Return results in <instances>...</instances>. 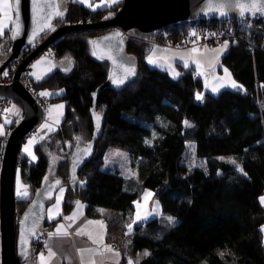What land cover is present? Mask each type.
<instances>
[{"label": "trees", "instance_id": "trees-1", "mask_svg": "<svg viewBox=\"0 0 264 264\" xmlns=\"http://www.w3.org/2000/svg\"><path fill=\"white\" fill-rule=\"evenodd\" d=\"M122 4L94 10L71 1L55 21L57 28H79L51 46L48 56L59 69L37 88L66 89L67 94L51 98L66 100V113L58 129L36 147L37 162L20 153L18 165L33 194L16 198V213L21 215L49 181L45 177L54 156L58 157L56 179L70 178L73 158L65 154V144L70 142L76 150L92 140L95 104L103 133L93 157L77 174L78 184L66 187L65 213L82 201L89 217H103L111 229L124 223L125 229L134 217L135 203L149 189L155 192L162 213L133 228L132 253H149L133 264H264L260 200L264 195V21L251 24L249 19L221 58V69L227 68L242 89L213 94L205 91L204 81L193 68L172 79L167 71L148 64L153 40L163 36L177 40L195 22L170 25L160 35L134 30L127 37V52L136 61L138 74L122 87L108 82L110 65L92 54L90 43L113 29L89 27L112 19ZM11 46L9 29L0 36L1 62L10 56ZM33 48L23 54L28 58ZM65 56L73 59L70 70L60 65ZM69 92L76 93V103ZM198 93L202 100L196 99ZM9 127L12 130L15 125ZM110 148L129 153L139 178L103 170ZM189 148L197 164L188 163ZM38 251L33 242L25 263L37 264Z\"/></svg>", "mask_w": 264, "mask_h": 264}, {"label": "water", "instance_id": "water-1", "mask_svg": "<svg viewBox=\"0 0 264 264\" xmlns=\"http://www.w3.org/2000/svg\"><path fill=\"white\" fill-rule=\"evenodd\" d=\"M63 0H36V4L42 9L37 15L33 11V0H19L20 13V34L12 39L10 56L0 63V74L14 61L19 59L24 50L35 47L33 53L17 71L16 78L20 77L21 72L32 62L30 76L37 84H43L50 79L59 69V64L50 56H41L56 41L65 34L76 30L79 26L67 25L57 28L55 21L60 17L55 13L62 11ZM236 3H257L261 0H123V4L110 19L98 24H93L90 29H102L103 27L112 28L109 32L94 41H98V46L93 45V50L97 52V57L105 60L110 65L109 77L115 73L117 77L125 75V69L134 67V75L125 79L124 86L138 74L136 61L128 55L127 37L134 30L143 35H156L170 25L185 24L196 21L206 20H229V19H264V13L249 11L246 7L245 14H240L238 7L229 8L230 4ZM223 4L222 11L226 14L221 15L220 10L215 6ZM210 5L213 7L210 10ZM15 18V0H13ZM51 17L49 20L48 17ZM48 23L51 27L40 28ZM37 35L32 39L33 31ZM120 33V36H115ZM105 37H113L105 40ZM12 38V31H11ZM41 38H45L40 44L35 45ZM31 40V42H30ZM109 56L112 59H109ZM115 59L116 63H113ZM39 62V63H38ZM35 65V67H34ZM35 73L36 75H33ZM41 79H36V76ZM108 82L117 86L108 78ZM0 96L7 97L17 103L23 110L21 122L10 132L7 139L6 149L0 166V264H28L25 263L31 252V246L36 238L45 232L48 221V207L52 205L58 191L72 184H78V172L84 167L86 162L95 153V144L103 133V120L99 121L97 131V121L95 119L96 106L94 104L92 119L94 121V134L92 140L85 146L78 147L73 155L71 175L67 181L61 178L53 181H46L37 192L31 204L18 218L16 215V175L18 168L19 155L22 149L23 140L28 133L44 119L45 111L20 81L11 85H0ZM91 149L85 155L84 149ZM56 181H60L56 184ZM25 216L27 219L25 220ZM21 221H24L21 223ZM34 233V234H33Z\"/></svg>", "mask_w": 264, "mask_h": 264}, {"label": "rangeland", "instance_id": "rangeland-1", "mask_svg": "<svg viewBox=\"0 0 264 264\" xmlns=\"http://www.w3.org/2000/svg\"><path fill=\"white\" fill-rule=\"evenodd\" d=\"M64 2H65V0L62 2V5H65ZM66 10H67L66 7L63 6V8H62L63 15L65 14ZM62 16H60V17H62ZM132 32L129 33L128 36H132ZM158 40H160V38ZM225 42H227V45L229 47L231 44V41L225 40L224 42L217 44V45L205 46V47L200 48V49L196 48L198 50L196 52H192L193 48L179 47V46H177V44H173V42H168L166 45H155L152 48L151 53L148 55V57L152 56L153 59L158 61L157 64H153V65H159L160 67H168V66H166V63H167L169 65V67H168L169 75L172 77V79H177L180 77V74L183 71L190 68V67L183 66V64H181V63H177L178 61H180L178 59H183V60L188 61V62L191 59H194L196 64L199 63L201 65L205 64V62L207 61V63H209V65H210V50L211 51L215 50V51H213L212 55H219V53L221 51L228 48V47L223 48V50H221L222 46L225 44ZM204 52H208L206 57L204 55H201ZM221 54H222V52H221ZM223 55H222V57H223ZM25 58H26V54H23L22 59H25ZM27 59L28 58H26L25 61ZM21 62H22V60H21ZM59 62H60V65L65 70H70L73 67V59L70 56H65V57L61 58L59 60ZM23 64H24V62L21 64V66ZM217 65H218V63L215 64V66H217ZM21 66H20V68H21ZM172 67H174L173 70H172ZM205 70L207 71V67ZM227 71L230 74V80L235 81L231 72L228 69H227ZM173 72L178 73V75L174 76ZM220 75L224 77V80H228V77L225 75V72L220 73ZM215 77H216V75H215ZM16 81H19V78L15 77V82ZM203 81L205 83V91H209V92L213 93L211 91V87L215 86L218 83V81L216 79H213V76L210 75V68L206 72V74L203 75ZM219 82H223V81H219ZM235 82L238 86H240V87H238V89H242V86L237 81H235ZM206 83L208 86H206ZM224 89L236 90L237 88H232L230 86V84H226L224 87L220 88L219 91L216 93H219L220 91H222ZM41 92L51 93L52 95L43 96V97H47L49 99H51L55 96H60V95L68 93L66 89L40 90L39 93H41ZM69 94L71 95L72 100L76 103L78 101L76 93L75 92H71V93L69 92ZM61 104L64 105L63 109L62 110H54L52 112V117L50 119L48 109L50 107L55 109L56 105H61ZM66 106H67L66 100H57V101H52L51 105L47 109H45L44 119L32 131L33 137H36L33 144L30 146L31 153L36 157L34 160L32 159L31 155H29L28 153H26L24 151L25 146L28 145V141L31 138H27L26 140L23 141L21 153L28 156L33 163L37 162V160H38V156H37L36 151H35L36 147L43 140L47 139V137L50 134H52L54 131H56L58 129V127L61 125V123L63 122L64 117H65ZM61 111H62V115H61ZM22 118H23L22 108L17 103H15L11 100L10 106L3 113H1L0 129H2V131L4 133V135H2V136H5L7 133V130H10V127H9L10 125L14 124L16 127L21 122ZM56 119H59V121H60L59 124L55 123ZM46 123L50 127H52L54 130L48 131V129L42 128V126ZM12 130L9 131V134ZM188 146L193 148V147H195V144H189ZM192 151L193 150L189 148V151L187 153V161L190 164H197L198 159L194 155V153H192ZM64 152L68 156V158L72 160L74 152H75V148L70 142H67L65 144ZM57 159H58V157L54 156L50 162L49 171L46 175L47 180H49V181H53L54 179L57 178V176H56ZM133 162H134L133 158L126 151L116 149V148H111V150H109V152L105 156L103 170L107 171V172H116V173L118 172L120 175H122L124 177L139 178V170L134 166ZM199 163H201V162H199ZM18 175H19L21 191L25 190V188H26V190L28 192V196L27 197H21V196L16 195V198L17 199L29 198L33 194V189L28 184L25 183V181L23 179L21 168L19 166L17 168L15 194H16L17 187H18V185H17V176ZM63 188H65V187H63ZM145 193H151L152 195H151V197L146 198ZM35 196H36V194H35ZM262 197H264V195ZM137 203L139 204V208H137ZM153 209H155V211H153ZM137 212H139V214L142 218L140 220H138L135 224L132 225V230L136 225L148 222V221H150V220L161 215L162 208H161V205H160L158 199L156 198V194L154 191L149 190V189L144 191V193L141 196V199L135 203V214H134V217L132 218V220L129 224H131L133 219H135ZM110 213L111 212H107V214H110ZM16 215L18 218L21 216V215H19V212L16 213ZM123 225H124V223L120 224V226H118L116 229H113L112 233L120 236L122 231H123V229H122ZM125 228H126V234L128 236L129 234H131L132 230H131V232H129L128 227L125 226ZM262 229H264V226ZM263 233H264V230H263ZM137 261H140V257H136L134 260H132L133 263H135Z\"/></svg>", "mask_w": 264, "mask_h": 264}, {"label": "crops", "instance_id": "crops-1", "mask_svg": "<svg viewBox=\"0 0 264 264\" xmlns=\"http://www.w3.org/2000/svg\"><path fill=\"white\" fill-rule=\"evenodd\" d=\"M71 1H76L88 8L96 10V9L107 8L109 6L122 2L123 0H83V2H80V0H65L64 2L65 5H62V8L63 6L67 8L68 4H70ZM5 3L11 5V8L7 10L8 12L7 16L3 15L5 11L4 9ZM9 18L14 19L13 0H0V23L8 25ZM10 28L11 26L6 27L4 29L3 34ZM227 49L221 51L222 54L220 52L219 55H212L213 51L210 50V65L206 61L205 64L203 65L200 64L201 67L198 68L197 64L195 63V60L191 59L189 62L187 61L188 62L187 67H190L189 69L191 68L195 69L196 74L200 76L202 80H203V75L206 74L209 68H210V75H212L214 72L216 77L224 78L223 76L220 75V73H223L224 72L223 69L226 68L221 69L220 58H222V55L225 54L224 52H226ZM207 54L208 52H204L201 55H204L206 57ZM2 58L3 57L0 55V62ZM178 60L180 61H178L177 63H181L184 66L185 60L183 59H178ZM147 62H148V57H147ZM216 63H218L217 66H215ZM148 64L152 67L159 68L167 72L169 71L168 69L169 65L167 63L166 66L168 67H160L159 65H153L150 64L149 62ZM206 67H207V71L205 70ZM173 68L174 67H172V70ZM180 75H183V73H181ZM213 94H217V93H213ZM109 150H111V148ZM62 189H63V193H61L59 190L55 202L48 207L47 215H48L49 225L47 226L44 232L46 236L44 242V248H43L44 251L39 252L37 254V264H42V262L40 261L41 253L44 254L43 264H93V262L94 264H117V261L118 264H128V261L126 260V254H129L131 256V258L129 259L131 261L134 260L136 257H140V260L142 259L144 255L143 253L141 252H138L136 254L132 253V250L130 248L131 234L127 236L126 228L123 229L120 236L113 234L112 233L113 229L109 227L107 221H105L103 217L91 218L86 214V205L84 202L79 201L80 204L83 206L81 209L78 210L76 204L70 212L65 213L63 209V205H64V199L67 188L65 187ZM58 197L60 198V203L57 212L56 201ZM73 213H76V218L74 220L65 219V217L72 216ZM50 216L54 218H50ZM90 220L102 221L103 228L99 224H88L87 222ZM60 225L64 226V230L68 233V235H62V234L52 235V233H56L57 227ZM80 229H84L86 233H91L93 239L96 240H99L100 237L102 236L103 237L102 244L93 243V239H90L87 234L77 235V232ZM113 245H117L118 248L117 249L112 248ZM105 246H110L113 251L112 252L106 251ZM49 249L55 254L54 256L52 257L48 256ZM81 249L87 250L83 253V256H81V252H80ZM129 251H131V253ZM115 253H119V256L117 257Z\"/></svg>", "mask_w": 264, "mask_h": 264}, {"label": "snow or ice", "instance_id": "snow-or-ice-1", "mask_svg": "<svg viewBox=\"0 0 264 264\" xmlns=\"http://www.w3.org/2000/svg\"><path fill=\"white\" fill-rule=\"evenodd\" d=\"M80 2H83V0H80ZM15 4H16V8H15V18H14V19L9 18V24H8V25H5V24H3V23H0V35H3L4 29H5L6 27L11 26L10 30L12 31V39H15V38L20 34V28H21V24H20V13H19V0H15ZM33 4H34L33 11L38 15L39 12L42 11V9L39 7V5L36 4V0H33ZM212 7H213V6L210 5V10H211ZM215 7L217 8V10H220V14H221V15H225V14H226L224 11H222V9H223V7H224L223 4H221V5H217V6H215ZM228 7H229V8H232V7H238V8L241 10V11H240V14H241V15H244V14H245L244 9H245L246 7L248 8L249 11H251V10H255L256 12L264 13V0H261V3H260V4H257V3H250V4L236 3V4H230ZM10 8H11V5L5 3V4H4V9H5V11H4L3 15L7 16V15H8L7 10L10 9ZM55 14H56L57 16H62V15H63V12H62V11H57ZM48 19L50 20L51 17L49 16ZM47 27H51V25L48 24V23H46V24L44 25V27L40 28V31H43L44 28H47ZM36 35H37V32L34 30L33 33H32V39H34ZM193 35H195V33H193ZM115 36H120V33H116ZM104 39H105V40H111V39H113V37H105ZM30 42H31V40H30ZM90 43H92L94 46H98V44H99L98 41H90ZM227 47H228L227 42H225V44L222 46V49H221V50H223V48H227ZM196 51H198L196 48H193V49H192V52H196ZM213 51H215V50H213ZM92 54H93V55H97V52L94 50ZM98 58H102V57H98ZM181 58H182V57H181ZM109 59H112V57L109 56ZM148 62H149L150 64H157V63H158V61L155 60V59H153L152 56H149V57H148ZM38 63H39V62H38ZM113 63H114V64L116 63L115 59H113ZM161 66H162V65H161ZM184 66H185V67L188 66V62H187V61H185ZM34 67H35V65H34ZM197 67L200 68L201 65H200L199 63H197ZM124 71H125V75H123V76H119V77H117L116 74L113 73L109 78L112 80V82H113L114 84H116L117 86H119V85H121V84L124 83L125 79H127L128 76H130V75H134V71H135V70H134V67H130V68H126ZM224 72H225V75L228 77V80H224V78H218V77H215V74H214V72H213V74H212V75H213V79H216V80L218 81V83H217L215 86H212V87H211V91H212L213 93L218 92L219 89L222 88V87H224L226 84H230V86H231L232 88L240 87V86H238V85L236 84L235 81H231V80H230V74L228 73L227 69H224ZM3 74H4V75H7V72H5V73H3ZM33 75H36V74L33 73ZM173 75H174V76H175V75H178V73L173 72ZM36 79H38V80L41 79V76H38V75H37V76H36ZM219 81H223V82H219ZM206 86H208L207 83H206ZM39 95H41V96H49V95H52V94H51V93H48V92H41V93H39ZM202 98H203L202 95L198 93L197 96H196V99H197V100H202ZM63 107H64V105H62V104H61V105H56V106H55V109L52 108V107H50V108L48 109V111H49V118L51 119V117H52V112H53L54 110H62ZM61 115H62V111H61ZM95 119H96V121H97V131H98V130H99V121H100V119H101L99 113H96V114H95ZM59 122H60L59 119H56V120H55V123H56V124H59ZM184 124H185V126H187V127H190V126H191L190 123H189L188 121H184ZM42 128H46V129H48V131H53V130H54V129H53L52 127H50L47 123L44 124V125L42 126ZM2 135H4V133H3L2 129H0V136H2ZM35 139H36V137H33V138L29 139V141H28V145H26V146H25V149H24V151H25L26 153H28L29 155L32 156V159H33V160H34L36 157L31 153V151H30V146L33 144V142H34ZM79 139H80V138L77 137V140H79ZM83 151H84L85 155H87V154L90 153L91 149H90V147H89V148L84 149ZM221 159H223V158H221ZM231 162H232L233 164L236 163L234 160L231 161ZM193 163H194V162H193ZM237 170L243 172V169L240 168L239 165H237ZM245 175H246V173H245ZM45 180H47V177H45ZM59 183H60V181H56V184H59ZM17 185H18V187H17L16 195H17V196H21V197H27V196H28V192H27L26 188H25V190L21 191V186H20V181H19V175L17 176ZM60 192L63 193V189H62V188L60 189ZM151 195H152L151 193H145V197H146V198L151 197ZM260 200H261V203L264 204V197H261ZM59 203H60V198L58 197V198H57V201H56V209H57V212H58V209H59ZM76 204H77V209H78V210L81 209V208L83 207V206L80 204L79 201H77ZM137 208H139V204H138V203H137ZM50 211H51V210H50ZM100 211L102 212L103 210H100ZM153 211H155V209H153ZM50 218H54V217H51V216H50ZM75 218H76V213H73L72 216L65 217V219H68V220H74ZM141 218H142V217L140 216L139 212H137V213H136V217H135V219H133L132 223L129 224V225H127V227H128V231H129V232H131V230H132V225L135 224V223H136L138 220H140ZM24 219L26 220V219H27V216H25ZM168 220H169V222L171 223V222H173L174 218L169 217ZM23 222H24V221H21V223H23ZM87 223H88V224H99V225L103 228V222H102V221H91V220H90V221H88ZM262 230H264V229H262ZM33 234H34V233H33ZM57 234L68 235V233L64 230V226H63V225H60V226L57 227L56 233H52V235H57ZM84 234H87V235L89 236L90 239H93L91 233H86L84 229H80V230L77 232V235H84ZM102 241H103V237H102V236L100 237L99 240L93 239V243H100V244H102ZM105 250L108 251V252H112V251H113L112 248H111L110 246H105ZM85 251H87V250H86V249H81V250H80V252H81V256H83V253H84ZM143 254H144L145 256H147L149 253H148L147 251H145ZM54 255H55V254L49 249L48 256H49V257H52V256H54ZM115 255L118 257V256H119V253H115ZM40 261H41L42 264H43V262H44V254H43V253L40 254ZM93 264H94V262H93ZM117 264H118V261H117ZM128 264H133V262H132L131 260H129V261H128Z\"/></svg>", "mask_w": 264, "mask_h": 264}, {"label": "built area", "instance_id": "built-area-1", "mask_svg": "<svg viewBox=\"0 0 264 264\" xmlns=\"http://www.w3.org/2000/svg\"><path fill=\"white\" fill-rule=\"evenodd\" d=\"M249 19H229V20H214L217 21L218 24H213L212 21L206 20L205 24H201L202 21H196L193 26L190 27L189 31L181 36L179 39H172L170 36H163L160 40H153L154 45H166L168 42H173V44H177L179 47H189V48H203L205 46H213L224 42L225 40H232L237 35L238 29L245 26L249 21ZM254 24L257 20L250 19ZM260 21H264V19H259ZM258 20V21H259ZM195 33V35H193ZM160 35V32H159ZM164 35V34H163ZM35 47L32 49L34 50ZM51 52V47L48 48L45 52L42 53L41 56L49 54ZM26 54V58H27ZM23 56V55H22ZM22 56L14 60L1 74H0V85H11L15 82V77L18 69L21 64L25 61L22 59ZM22 60V62H21ZM24 60V61H23ZM34 61H32L20 74L19 81L24 85V87L32 93L37 102L41 105V107L45 110L51 105V99L47 97H43L39 95V91L37 88V83L31 79L30 76V67ZM7 72V75L3 73ZM11 104V99L7 97L0 96V115L3 113ZM9 131L5 136H0V158L4 156V152L6 149L7 139H8ZM26 138H33L32 131L28 133ZM45 234L41 233L35 242L36 246L39 249V252H43L44 242H45ZM114 249H117V245H113ZM131 256L126 254V260L129 261Z\"/></svg>", "mask_w": 264, "mask_h": 264}, {"label": "clouds", "instance_id": "clouds-1", "mask_svg": "<svg viewBox=\"0 0 264 264\" xmlns=\"http://www.w3.org/2000/svg\"><path fill=\"white\" fill-rule=\"evenodd\" d=\"M45 111V110H44Z\"/></svg>", "mask_w": 264, "mask_h": 264}]
</instances>
